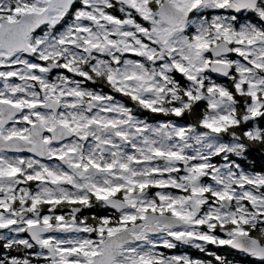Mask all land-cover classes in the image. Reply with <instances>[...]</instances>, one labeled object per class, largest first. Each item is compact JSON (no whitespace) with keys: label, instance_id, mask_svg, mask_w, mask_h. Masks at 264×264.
Instances as JSON below:
<instances>
[{"label":"snow or ice","instance_id":"1","mask_svg":"<svg viewBox=\"0 0 264 264\" xmlns=\"http://www.w3.org/2000/svg\"><path fill=\"white\" fill-rule=\"evenodd\" d=\"M257 118L264 0H0V264H264Z\"/></svg>","mask_w":264,"mask_h":264},{"label":"flooded vegetation","instance_id":"2","mask_svg":"<svg viewBox=\"0 0 264 264\" xmlns=\"http://www.w3.org/2000/svg\"><path fill=\"white\" fill-rule=\"evenodd\" d=\"M139 19V18H138ZM105 92L110 91L108 88H104ZM116 98L119 100V98L121 99L119 94H116ZM150 191H154V189H150ZM22 237H27V233H22L20 234ZM159 250L161 251H166L168 254H174V255H188L191 258H195V259H200L202 261L205 262H211V264H217L216 260L214 259V256L212 255V253L221 255L223 257H225V259L228 261V264H232V260L230 258H233L235 260V264L236 262V256L237 257H248L245 254L237 251V250H233L231 248H229L228 246H214V245H207L206 246V251H200L198 249H196L193 246H188V245H179L177 248L172 249V250H165L163 248H160Z\"/></svg>","mask_w":264,"mask_h":264},{"label":"trees","instance_id":"3","mask_svg":"<svg viewBox=\"0 0 264 264\" xmlns=\"http://www.w3.org/2000/svg\"><path fill=\"white\" fill-rule=\"evenodd\" d=\"M115 14L119 15L118 12H116ZM244 14H241V19H244ZM177 79H180L179 76H177ZM224 82V81H221ZM120 99V98H119ZM125 103L131 104L130 101L125 100ZM200 107H203V104H200ZM143 115V114H141ZM150 119H154V120H162L164 119L163 116L157 114L154 117H150ZM256 123L261 126L264 127V119H260L257 118ZM251 123L245 124L243 127L247 128L250 127ZM217 160H219V158H216ZM246 171H264V154H261L259 151H250L247 154V157L241 160L237 161ZM236 264H257V262L250 258V257H237L236 256ZM232 260V264H235V260L233 258H230Z\"/></svg>","mask_w":264,"mask_h":264},{"label":"water","instance_id":"4","mask_svg":"<svg viewBox=\"0 0 264 264\" xmlns=\"http://www.w3.org/2000/svg\"><path fill=\"white\" fill-rule=\"evenodd\" d=\"M230 248V247H229Z\"/></svg>","mask_w":264,"mask_h":264}]
</instances>
